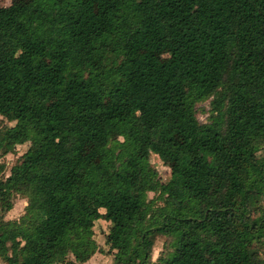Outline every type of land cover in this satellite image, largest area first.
I'll use <instances>...</instances> for the list:
<instances>
[{"label": "trees", "instance_id": "trees-1", "mask_svg": "<svg viewBox=\"0 0 264 264\" xmlns=\"http://www.w3.org/2000/svg\"><path fill=\"white\" fill-rule=\"evenodd\" d=\"M19 1L0 5V210L27 206L0 218V260L86 264L104 217L112 264H264V0Z\"/></svg>", "mask_w": 264, "mask_h": 264}, {"label": "rangeland", "instance_id": "rangeland-1", "mask_svg": "<svg viewBox=\"0 0 264 264\" xmlns=\"http://www.w3.org/2000/svg\"><path fill=\"white\" fill-rule=\"evenodd\" d=\"M14 0H0V5L1 6H10L12 4ZM27 1L26 0H20L19 4H25ZM157 56L165 61L168 59V54L166 52H160L157 54ZM117 64V63H116ZM199 109V115L198 118L200 120V122L202 123H208V111L210 109V102L207 101L205 103L199 104L198 106ZM203 109H205L206 111H204ZM4 123L6 126L8 127H13L15 125V121L13 118H7L4 119ZM28 147L29 145L27 144L26 146H20L18 147V150L15 154L13 155H8L6 157H4L3 161L6 163L7 165V174H9L10 169L17 164L19 161H21L27 154L28 151ZM151 161H152V165L153 167L156 169V171L158 172V175L160 177V181L162 183L168 182L170 177H171V170L170 168H168L166 165H164L156 156L152 155L151 156ZM154 194L151 193L149 194V198L152 199L154 198ZM27 206V201L23 200V199H18L17 201H15V205L12 211L8 212V213H2L0 210V218H5V220H15V219H19L21 216L24 215L25 213V208ZM102 215H104V211H102ZM109 223L106 222L104 220V217H102L101 220H99L96 224H95V240L97 241V243L99 244L100 250L102 251V253H97L95 255V257L92 259L93 262L91 264H112L113 262V257L110 253V248L109 246L106 245V235L109 232ZM166 238L159 236L156 242V246L154 249V254H153V260L156 261L160 254L162 253V251L164 250V245L166 243ZM256 247L259 249H264V245L257 242L256 243ZM0 264H4L1 260H0Z\"/></svg>", "mask_w": 264, "mask_h": 264}, {"label": "crops", "instance_id": "crops-1", "mask_svg": "<svg viewBox=\"0 0 264 264\" xmlns=\"http://www.w3.org/2000/svg\"><path fill=\"white\" fill-rule=\"evenodd\" d=\"M11 211H12V210H11ZM94 257H95V256H94ZM94 257H93V258H94ZM93 258H92V259H93ZM92 259H91L88 263H86V264H91V263L93 262Z\"/></svg>", "mask_w": 264, "mask_h": 264}]
</instances>
